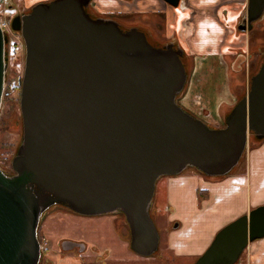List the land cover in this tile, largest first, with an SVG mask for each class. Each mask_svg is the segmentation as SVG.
Segmentation results:
<instances>
[{"label":"water","instance_id":"water-1","mask_svg":"<svg viewBox=\"0 0 264 264\" xmlns=\"http://www.w3.org/2000/svg\"><path fill=\"white\" fill-rule=\"evenodd\" d=\"M90 2H40L12 20L26 48L23 137L14 173L0 167V264H40L38 229L55 205L85 216L122 212L131 249L152 255L160 242L151 216L158 179L188 166L227 175L250 133L264 139V58L225 125L212 127L177 101L188 80L183 49L156 47L137 26L92 17ZM263 13L264 0H249L239 29L250 30ZM6 41L0 26V109ZM263 237L264 204L222 227L191 264H236Z\"/></svg>","mask_w":264,"mask_h":264},{"label":"rangeland","instance_id":"rangeland-1","mask_svg":"<svg viewBox=\"0 0 264 264\" xmlns=\"http://www.w3.org/2000/svg\"><path fill=\"white\" fill-rule=\"evenodd\" d=\"M2 1L0 3V20L4 24V33L7 38L5 51L8 63L5 83H7V91L10 93L3 98L0 109V167L6 173L13 174L12 159L23 137L20 92L25 67L26 48L21 32L13 29L11 23L15 16L30 12L32 5L26 7L22 2H18L16 5L12 3V0ZM93 15L98 14L94 12ZM116 19L123 22L126 27L138 26L134 21L125 20L118 15H116ZM148 33L154 45H164V43L174 40L181 45L176 37L159 40L150 31ZM248 33L250 50L249 52H243L246 57L249 56V59L244 63L242 71L232 68V61L238 51H232L229 57L223 55L216 61L210 60L211 62H208L207 66L200 59L195 60L191 52L184 51L189 77L178 101L188 112L206 123H217L221 125L220 127L225 125L227 113L247 94L251 77L258 71L262 63L264 56V17L254 21V30L248 31ZM181 48H183L182 45ZM213 99H215L214 102L212 101ZM209 101L215 103V106L208 113V106L206 105H208ZM214 119L219 120V122H214ZM253 143H255V140L250 133L247 148L250 146L249 144L252 145ZM244 156L245 153L237 166L238 168L236 167L238 172L243 171ZM191 172L204 176L195 167L188 166L177 175L161 176L158 180L151 207V216L160 233L159 247L154 254L142 256L131 249L130 229L122 212L85 216L65 206L55 205L45 211L38 229V236L42 245L40 264H59V255L71 256V258L78 259L81 264L193 263L207 249L219 230L202 253H198V255H195L198 251L193 255L177 254L168 243L170 232L177 234L179 237H186L193 227H195L194 230H198L200 226H208V222L204 223L205 219L202 217L200 220L198 216L202 210L203 213L206 212L204 211L205 207L210 202L206 201L209 200L207 196L200 194L203 191L201 189L204 187L197 189L195 195L194 192L189 193L188 190V193L187 191L184 192L185 187L179 188V193H181V190L182 193L177 201L178 209L173 208L170 199H168V190L166 188L168 181L173 179V177H182V175ZM224 176L208 178L219 180ZM178 224L180 225L177 227L176 225ZM203 230L201 232L203 235L202 245L206 244L212 235L210 231ZM199 235L200 232L192 234V237L197 240L202 238ZM64 238L82 241L86 248L83 251L77 248L64 249L60 245ZM246 249L236 264H244L243 258L245 257Z\"/></svg>","mask_w":264,"mask_h":264},{"label":"crops","instance_id":"crops-1","mask_svg":"<svg viewBox=\"0 0 264 264\" xmlns=\"http://www.w3.org/2000/svg\"><path fill=\"white\" fill-rule=\"evenodd\" d=\"M47 1L50 0H12V3L17 5L22 2L26 7H33ZM248 5L249 0H180L178 6L166 0H91L89 6L100 16L116 19L118 15L134 21L137 27H144L159 40L176 37L184 51L191 52L195 60L200 59L207 66L210 60L216 61L223 55L229 57L232 51L249 52V33L238 29V22L246 16ZM204 54L206 56H202ZM213 102L209 101L206 105L208 113L215 106ZM214 122L219 120L214 119ZM207 124L212 127L221 126L217 123ZM249 145L241 172L236 171L237 167L219 180L194 172L173 177L174 180L168 179L166 188L173 208H179L177 201L182 190L181 193L178 190L181 187H185L184 192L188 190L189 193L194 192V195L197 189L204 187L201 190L207 192L209 200L206 201H210L205 207L206 212L202 210L198 214L200 220L203 217L204 223L208 222V226L203 224L204 227L200 226L198 230H194L195 227L191 229L192 234L200 232L202 238L194 240L190 231L186 237L169 233L168 243L174 252L183 255H193L197 251L195 255L202 253L221 227L264 204V139ZM203 229L212 235L202 245ZM61 256L59 264H81L71 256ZM243 260L244 264H264V237L249 243Z\"/></svg>","mask_w":264,"mask_h":264},{"label":"flooded vegetation","instance_id":"flooded-vegetation-1","mask_svg":"<svg viewBox=\"0 0 264 264\" xmlns=\"http://www.w3.org/2000/svg\"><path fill=\"white\" fill-rule=\"evenodd\" d=\"M263 17H264V13H263V15L259 19H262ZM242 22H243V19L239 20V22H238V29H239V26L242 24ZM119 23H120L121 28H123L124 30L133 27V26L126 27L125 24L123 22H121V21H119ZM137 28L139 30H142L143 32H145L148 40L153 44V40H151L148 31L145 30V29H143V28H141V27H137ZM253 30H254V22H253L252 28L250 30H248V31H253ZM167 44H172L173 48H175V49L181 48V45L176 40L169 41L167 43H164V45H157V44H155L154 46H156V47H163V46H165ZM184 55H185V52L183 50V54L181 56V59H184ZM245 57L246 56H245V53L243 51H238L237 54H236V56H235V58H234V60L232 61V68L233 69H234V67L235 68H239L240 66H239L238 63L243 60V62L241 63V69L238 70V71H242V68L244 66V63L246 61H248V59H249L248 58L249 56L246 57V58ZM177 101H178V99H177ZM178 103H179V101H178ZM60 245L64 249H76L77 248V249H79L81 251H83L86 248V245L82 241L74 240V239H70V238H64V239H62Z\"/></svg>","mask_w":264,"mask_h":264},{"label":"trees","instance_id":"trees-1","mask_svg":"<svg viewBox=\"0 0 264 264\" xmlns=\"http://www.w3.org/2000/svg\"><path fill=\"white\" fill-rule=\"evenodd\" d=\"M88 12H89L90 15H91L92 17H94V18L97 17V16H99V15H93L94 12H93L92 9L89 8V7H88ZM153 45H154V44H153ZM263 58H264V56H263ZM182 61H183L184 65H185V68H186V71H187V73H188V77H189V70H188V66H187V64H186V62H185V59H182ZM262 61H263V60H262ZM261 64H262V63H261ZM250 82H251V81H250ZM227 114H228V113H227ZM210 126H211V125H210ZM252 135H253V134H252ZM253 139H254L255 141H261V140H262V139H257V138L255 137V135H253ZM17 149H18V148H17ZM16 152H17V150H16ZM15 154H16V153H15ZM239 164H240V163H239ZM239 164H238V165H239ZM238 165H237V166H238ZM235 168H236V167H235ZM235 168H234V169H235ZM234 169H233V170H234ZM233 170H232V171H233ZM232 171H231L230 173H232ZM199 172H200V171H199ZM200 173L203 174L204 176H207V175H205V174L202 173V172H200ZM230 173H229V174H230ZM227 175H228V174H227ZM207 177H213V176H207ZM218 177H221V176H216V178H218ZM200 194H201L202 196H205V197L207 196V192H206V191H201Z\"/></svg>","mask_w":264,"mask_h":264},{"label":"built area","instance_id":"built-area-1","mask_svg":"<svg viewBox=\"0 0 264 264\" xmlns=\"http://www.w3.org/2000/svg\"><path fill=\"white\" fill-rule=\"evenodd\" d=\"M1 1L2 0H0V3H1ZM0 26H1L2 30H3V32H4V24L1 22V20H0ZM4 35H5V33H4ZM9 93L10 92L7 91V83H5L4 91H3V98L5 97V95H8ZM41 247H42V245H41Z\"/></svg>","mask_w":264,"mask_h":264}]
</instances>
